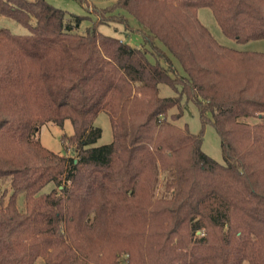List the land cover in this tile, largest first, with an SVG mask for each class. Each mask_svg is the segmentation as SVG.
<instances>
[{
    "label": "trees",
    "instance_id": "trees-1",
    "mask_svg": "<svg viewBox=\"0 0 264 264\" xmlns=\"http://www.w3.org/2000/svg\"><path fill=\"white\" fill-rule=\"evenodd\" d=\"M203 6L237 43L264 39V0H114L94 19L0 0L28 30L0 28V264H264V51L218 42ZM182 96L223 162L175 123ZM101 110L112 139L96 145ZM67 119L64 151L45 147L40 126Z\"/></svg>",
    "mask_w": 264,
    "mask_h": 264
},
{
    "label": "rangeland",
    "instance_id": "rangeland-1",
    "mask_svg": "<svg viewBox=\"0 0 264 264\" xmlns=\"http://www.w3.org/2000/svg\"><path fill=\"white\" fill-rule=\"evenodd\" d=\"M49 3L53 4L56 7H60L74 14L80 15H90L92 19L95 18L94 14L91 13V10H94V4L97 7H106L114 0H85L84 2L80 0H47ZM87 4V6H86ZM90 10V11H89ZM198 18L202 24H204L215 37V39L225 45L236 47L239 49H250L257 51H264V39L250 40L244 43H237L232 38L225 36L216 21L214 20L211 10L209 7H200L198 9ZM90 20L85 19L81 23V29L85 25L89 24ZM6 27L10 31L16 34H25L28 30L19 22L14 19L1 15L0 14V28ZM98 29L104 33L112 36H116L122 39H126L131 44H139L141 42V36L138 32H131L128 35H125L121 25L113 26L112 24L99 23ZM179 72L182 73V70L179 68ZM159 94L162 96H173L175 91L167 84L159 85ZM179 112V109L172 107L169 110V114H176ZM180 116L175 120V123L179 126L187 125L188 129L191 132H199L202 130V141L201 149L219 162H223L221 147H220V138L215 130L214 126L210 121H206L203 125L199 115V111L195 103L186 99L182 96L181 99V112ZM249 122L254 121V118H247ZM93 123L101 129V135L95 141L96 145L105 144L111 141L112 139V129L109 123L108 115L104 110H101L96 115ZM72 133L71 122L67 119L64 121L62 127L56 125L52 122H46L40 126L39 137L41 143L53 151H64L63 144L61 142L62 135H70ZM69 153L71 150L69 148ZM9 178L3 177L0 178V192L8 187ZM159 187L158 190H160ZM45 190L50 189V184L46 185ZM23 195L20 194L17 199V204L20 208H23ZM34 264H42V260L38 258ZM242 264H248L246 260Z\"/></svg>",
    "mask_w": 264,
    "mask_h": 264
}]
</instances>
